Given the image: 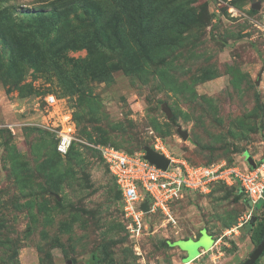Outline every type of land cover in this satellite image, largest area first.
<instances>
[{
    "label": "rangeland",
    "instance_id": "obj_1",
    "mask_svg": "<svg viewBox=\"0 0 264 264\" xmlns=\"http://www.w3.org/2000/svg\"><path fill=\"white\" fill-rule=\"evenodd\" d=\"M162 4L158 14L171 11L173 25L184 26L169 31L170 47L141 68L131 66L144 54L127 60L107 41L74 45L53 69H37L29 58L13 66L0 37V264H189L200 247L207 253L190 264H242L257 247L246 225L253 215L263 219L264 205L249 217L242 190L221 185L185 194L171 205L176 223L161 225L157 217L154 234L131 239L117 185L90 145L136 153L160 138L194 164L264 158V98L256 84L264 67V0ZM71 21L93 33V16L80 11ZM107 69L108 79H95ZM49 94L61 99L59 113ZM65 115L76 137L67 156L54 149Z\"/></svg>",
    "mask_w": 264,
    "mask_h": 264
},
{
    "label": "trees",
    "instance_id": "obj_2",
    "mask_svg": "<svg viewBox=\"0 0 264 264\" xmlns=\"http://www.w3.org/2000/svg\"><path fill=\"white\" fill-rule=\"evenodd\" d=\"M107 1L109 2L107 3ZM163 1L42 0L38 6L30 8L16 4V0H0L2 3L0 5V37L10 48L13 66L18 61L29 58L37 69L41 70L45 67L53 69L54 66L59 65L58 60L61 58L62 52L74 45H104V41H107L110 45L122 47L127 60L133 56H137L136 59L142 58L140 54H144L141 62L131 66L132 68H141L144 62L149 63L158 59L170 47L169 31L179 30L184 26L183 23H177V26L173 25L172 20L175 19L170 17L171 11L158 14L163 6ZM106 3L107 6H105ZM80 11L95 19V27L90 35L77 31V26L71 21V16ZM186 12L187 9L183 11V14ZM55 31L57 33L52 36ZM136 47L138 48L137 53H133L132 51ZM42 57L44 59L52 57L54 63L46 65ZM125 62L127 61L125 60ZM94 77L95 79H108L110 70L107 69L106 73L101 76L94 75ZM63 82L64 79H62ZM63 84L65 85V83ZM67 85L70 89L68 92H72L73 87L70 81L67 82ZM100 144L107 145L108 143L100 141ZM73 146L74 143L67 155L71 154ZM54 149L56 154L61 155L57 151V140ZM96 151L102 159L99 151ZM113 179L116 183L114 177ZM218 185L224 186L221 183L215 186ZM118 191L121 195L119 188ZM246 200L247 205H250L249 200L247 198ZM246 228H248L246 231L250 233L251 240L259 244L264 237V217L254 224H250L248 221Z\"/></svg>",
    "mask_w": 264,
    "mask_h": 264
},
{
    "label": "built area",
    "instance_id": "obj_3",
    "mask_svg": "<svg viewBox=\"0 0 264 264\" xmlns=\"http://www.w3.org/2000/svg\"><path fill=\"white\" fill-rule=\"evenodd\" d=\"M258 26L264 37V13ZM259 90L264 98V72ZM46 100L59 113L61 99L49 94ZM70 120L71 117L65 115L64 126L57 133V151L61 155H67L76 140L69 126ZM90 145L99 151L116 180L129 237L137 242L154 234L156 225L153 220L157 217L162 218L161 225L176 223L171 209L174 201L191 192L209 193L218 183L242 190L250 203L249 217L258 209V204L264 205V158L255 160V167L228 159L193 164L182 156L171 154L163 140L157 138L153 148L170 159L168 167L163 169L146 159L145 151L130 153L110 144ZM145 201L150 205L147 212L142 209Z\"/></svg>",
    "mask_w": 264,
    "mask_h": 264
},
{
    "label": "water",
    "instance_id": "obj_4",
    "mask_svg": "<svg viewBox=\"0 0 264 264\" xmlns=\"http://www.w3.org/2000/svg\"><path fill=\"white\" fill-rule=\"evenodd\" d=\"M254 8L260 9V5L256 4V5H254ZM263 72H264V67H263V69L259 75V78L257 80V83H256L258 87L260 86L262 76H263ZM166 113H167L169 118H172L173 113H172L170 108L166 107ZM178 132L183 137V139L187 140L189 138V132L187 130L182 129L181 126L178 128ZM144 151H145V158L148 159L151 163L155 164L156 166L163 168V169H166L168 167V165L170 164V159L165 157L164 154L156 151L153 147H149V146L145 147ZM247 161L252 167L256 166V161H255V159H253V157L247 156ZM142 209L145 212H147L150 209V205H149L148 201H145L142 204ZM256 220H257V216L253 215L250 219V224H254ZM263 253H264V237H263L262 241L254 249V251L251 253L250 257L248 259H246V261H244L242 264H256V262L263 255Z\"/></svg>",
    "mask_w": 264,
    "mask_h": 264
},
{
    "label": "crops",
    "instance_id": "obj_5",
    "mask_svg": "<svg viewBox=\"0 0 264 264\" xmlns=\"http://www.w3.org/2000/svg\"><path fill=\"white\" fill-rule=\"evenodd\" d=\"M199 236L200 235L197 234L193 238H195V239L198 240L199 239ZM213 246H214V244L209 249L211 250L213 248ZM185 253L186 254L183 255L184 257L189 255L186 251H185ZM205 253H207L206 249L204 247H200L199 253H197L194 257H192L191 260H189L188 263L190 264V262H194L195 260H193V259H195V258H196V260L200 259Z\"/></svg>",
    "mask_w": 264,
    "mask_h": 264
}]
</instances>
